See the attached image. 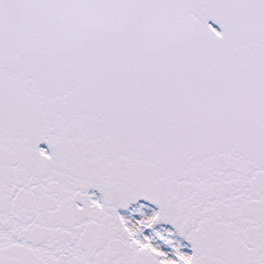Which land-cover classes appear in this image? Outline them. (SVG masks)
I'll return each mask as SVG.
<instances>
[{"label": "snow or ice", "instance_id": "snow-or-ice-1", "mask_svg": "<svg viewBox=\"0 0 264 264\" xmlns=\"http://www.w3.org/2000/svg\"><path fill=\"white\" fill-rule=\"evenodd\" d=\"M0 264H264V0H0Z\"/></svg>", "mask_w": 264, "mask_h": 264}]
</instances>
